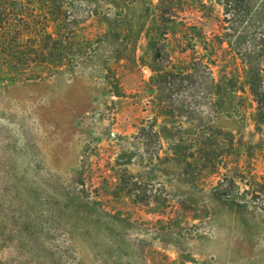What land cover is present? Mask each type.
<instances>
[{"label": "rangeland", "instance_id": "obj_1", "mask_svg": "<svg viewBox=\"0 0 264 264\" xmlns=\"http://www.w3.org/2000/svg\"><path fill=\"white\" fill-rule=\"evenodd\" d=\"M61 2L72 66L0 82V264H264V0Z\"/></svg>", "mask_w": 264, "mask_h": 264}, {"label": "trees", "instance_id": "obj_2", "mask_svg": "<svg viewBox=\"0 0 264 264\" xmlns=\"http://www.w3.org/2000/svg\"><path fill=\"white\" fill-rule=\"evenodd\" d=\"M74 29L73 17L61 0H0V82L15 81L22 76L43 78V74L51 76L72 66ZM171 76L176 78L174 74ZM251 94L262 119L264 86L261 79L252 84ZM220 157L216 149L201 148L198 154L188 155L193 162L187 165L193 174L195 171L201 176H218L215 194L234 201L237 181L221 172Z\"/></svg>", "mask_w": 264, "mask_h": 264}]
</instances>
